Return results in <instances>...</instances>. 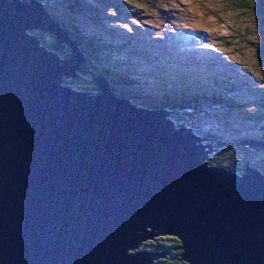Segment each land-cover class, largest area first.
Returning <instances> with one entry per match:
<instances>
[{"label":"water","instance_id":"95a60500","mask_svg":"<svg viewBox=\"0 0 264 264\" xmlns=\"http://www.w3.org/2000/svg\"><path fill=\"white\" fill-rule=\"evenodd\" d=\"M83 58L45 3L0 0V264H152L132 251L164 235L190 264H264V173L210 166L172 112L100 76L63 84Z\"/></svg>","mask_w":264,"mask_h":264},{"label":"rangeland","instance_id":"374dc122","mask_svg":"<svg viewBox=\"0 0 264 264\" xmlns=\"http://www.w3.org/2000/svg\"><path fill=\"white\" fill-rule=\"evenodd\" d=\"M152 1L154 5L151 3ZM151 2L145 3V10L147 12L145 10L133 8L135 2H131L127 8L126 14L121 16V20H119V22H112L110 25L107 19H111V16L107 19L101 17L106 27L110 28V30L104 29L103 27L90 26L85 18H81L79 15H73L68 11L66 12L58 3L50 2L46 8L48 11L55 13L56 17L62 20H66L70 17L67 19L70 20V24H77L80 19L79 29L81 33L92 35L98 41L101 39L98 36L100 35L106 42H113L116 44V48H119L121 43H123L122 35L124 39L131 40L133 37L132 35L136 34L137 38L135 37V40H137L138 44L142 45L144 42L149 41L148 43H150L152 39L160 38V40H166L167 37L171 38L172 36H177L185 26L203 31V44H200L202 40L196 41V39L193 38H196L195 35L192 37L183 35L180 40L186 43H180L177 40L178 37L174 39V41L170 40L169 42L171 44V54L166 57V59L170 57L173 58V55L179 53L187 60L188 64L186 62L184 65H177L165 60V62H162L163 65L161 67L168 69L167 73L200 79L202 85H200L199 82L197 83V87L201 88L199 89L200 92L197 93L199 96H203L202 100L210 99L212 95L210 92H212L213 88H217L221 93H224V95H222L223 98L227 100L233 99L235 104L238 105V108H243L246 112H251L260 116L254 121L242 122L240 120V122H238L239 125H234L238 120L236 118H240V116H238L240 112L226 108L220 109L218 112H212L211 109H206L202 114H196L193 117L194 120H202L204 125L201 126L206 128L212 125L211 127L214 132L218 134L220 131L221 134H229L227 135L228 138L234 137L241 139L247 137L252 139L259 137L260 133L264 130V10L257 14V12L252 9V7L254 8L253 3H250L251 6H246L241 0H151ZM260 2L261 5L264 3L263 0H260ZM150 6L156 7L154 10H150ZM129 12L136 13L142 26L132 20L133 16H130ZM75 17L78 18V20ZM166 18L171 20L168 21ZM137 25L140 27L145 26V29L148 26L155 25V27L157 26L158 28L148 27L150 32L164 34H143L147 30L143 33H137V30L132 31L129 29V26H134L136 28ZM111 29H116L119 31L120 35L114 38L115 30ZM131 32L134 34H131ZM130 44L131 43H129V45ZM136 56L130 59L119 53L116 56H112L111 59H118L116 64L123 72H126L124 67L128 70L134 68L139 72L137 76L131 77V81H136V88L139 85L138 83H140L141 88L148 91H150L149 88L151 86H160V81L156 79L151 81L149 79L153 76L152 69H150L146 63L137 59ZM125 58L127 60H125ZM157 60L160 61L163 59ZM100 62L102 63L104 61L100 60ZM79 64L80 69L77 70L76 74H78L82 66H84L83 62ZM210 68L214 69L210 70ZM127 74L129 73L127 72ZM141 76H143L144 79H141ZM156 76L160 75L156 72ZM218 77L225 80L219 84L215 80H219ZM158 80H160V78H158ZM231 81H235L236 84H232ZM176 83L181 85L183 82L178 81ZM231 86L237 90L232 94L229 91ZM246 86L252 87L251 90ZM167 88L171 87L167 86ZM185 88L188 90L190 86H186ZM205 113H207V115L210 113L215 114L202 116ZM242 113L245 114L244 112ZM226 115L233 118L232 123L218 119L228 118ZM168 117L169 116H167V118ZM220 121L221 123L219 124ZM199 124H201L200 121ZM203 142L205 141L203 140ZM206 149L209 151L210 147L206 146ZM244 150L245 149L239 148L231 149L233 152V159L241 156L243 157ZM259 154V156L264 155L262 151H260ZM208 155H210V153ZM246 155H248L247 152ZM155 239H157V237H155ZM149 241L154 242V239L142 241L140 247L132 252L135 253L139 250H144L148 253H156L157 257L152 259V264H164L163 257L166 251H155L150 248H145L144 245ZM180 258L179 256V259Z\"/></svg>","mask_w":264,"mask_h":264},{"label":"trees","instance_id":"16d2710c","mask_svg":"<svg viewBox=\"0 0 264 264\" xmlns=\"http://www.w3.org/2000/svg\"><path fill=\"white\" fill-rule=\"evenodd\" d=\"M39 1L45 3L46 6H48L50 2L58 3L60 4V7L66 12L68 11L73 15H79V17L81 18H85L90 26L103 27L104 29L108 30H110V28L106 27L101 17H105L107 19L111 16V19H107L110 25L112 22H119V20H121V16H124L126 14L127 8L131 4V2H135L133 8L139 10H145V3H148L149 1L151 2V0ZM241 2L246 6H251L250 3H253L254 8L252 7V9L257 12V14L258 12L264 10V3H262L261 5L260 0H241ZM151 3H153V1ZM155 7L156 6H150V10H154ZM49 14L51 15L55 23L60 24V26L66 31L70 41L77 46L78 50L87 61V63L84 64V66H82V69L79 71L78 78L73 80L66 79L63 84H71L73 87L83 90H96L93 79L94 77H96L95 75H99L110 83L111 90L115 95L129 100L132 104L146 109H161L172 112L173 114L171 113L169 115V120L175 127L186 126L189 129H192V131L197 136L204 139V144H208L211 146L210 155H208L210 166L225 167L239 175H242L245 172L246 168L249 166L252 168H256L264 173V155L259 156L260 151L264 153V147L253 146L250 144V142L253 141H264V130L263 132L261 131L262 133H260L259 137L252 138L253 140L247 137L241 139L234 137L228 138L227 135L229 134H221L220 131L217 134L213 131V128L211 127L212 125L205 128L201 126L204 125L202 120H199L201 122V124H199V121L194 120L193 118L196 114H202L206 109H211L212 112H218V110L223 108L240 112V115L238 114L240 118H236L239 121L237 120L236 124L234 125H239L238 122H240V120L242 122L254 121L257 117L260 116L255 115L251 112H246L245 110H243V108H238V105L235 104L233 99L227 100L223 98L222 95H224V93H221L217 88H213L212 92H210L212 94V99L210 98L207 100H202L203 96H199V94L197 93L200 92L199 89H201L200 87H197V83L199 82L200 85H202L200 79H193L192 77L187 78V76L185 75L182 76L180 74L175 75L174 73H167L168 69L161 67L163 65L162 62H165V60H168V62L177 65H184V63L187 62V60L183 58L179 53L173 55V58L170 57L166 59V57L170 56L171 54V44L169 43L170 40L174 41V39L178 37L177 40L180 43H186L180 40L183 35H189L191 37L195 35L196 38H193L196 39V41H201L203 38V31H199L198 29H194L193 27L185 26L184 28H182V31L177 34V36L175 35L171 38L167 37L166 40H160V38L152 39L150 43H148V41L144 42L142 45L138 44L137 40H135L137 38L136 34L131 32V34H134L132 35V39H124L122 35L123 43H121V46L119 48H116V44H114L113 42H106L105 40H103L104 38L97 33L96 34L99 36V38H101L99 39V41L96 40L92 35L81 33L79 29V23L81 21L80 19L78 21L79 23L70 24V20H67L70 17H68L66 20H62L60 18H57L56 14L53 12L49 11ZM129 14L130 16H133V21H136L137 24L142 26V23L135 12H129ZM76 19L78 20V18ZM166 19L168 21L171 20L169 18ZM140 26L137 25L136 28L134 26H129V29H131L132 31L137 30V33H143L145 32V30H147L143 34H160L150 32L149 28H158L157 26L155 27V25L148 26L149 28L147 27L146 29L144 28V25V27ZM111 30H115L114 38H117V35H120L119 31H117L116 29ZM33 34L38 36L43 46L49 49L52 48L55 40L54 34L44 31H36ZM162 34L164 33H161L160 35ZM129 43L131 44L129 45ZM200 44H203V40L200 42ZM71 53V49L67 46L62 50L60 55L62 58H66L71 55ZM119 53L130 59L137 54L136 58L140 59L143 63H146V65H148L153 71V76L149 79L151 81H154V79H156L157 81L161 82V85H155L154 87L151 86L149 88L150 91H148L141 88L140 83H138L139 85L136 88V81H131V77L137 76V73L139 72L134 68L128 70L125 67L124 69L126 70V72H123L116 64V61L118 59H111L112 56H116ZM157 59L163 60L158 61ZM100 60L104 61L102 62L103 64L100 62ZM125 60L127 59L125 58ZM127 72L129 74H127ZM156 72L160 76H156ZM144 75L146 76L145 73ZM143 76H141V79H144ZM157 77L160 78V80H158ZM218 79L219 80H215L219 84H221V82L225 80L220 79L219 77ZM178 81H182L183 83L181 85H178L176 83ZM231 83L236 84L235 81H231ZM167 86H170L171 88H167ZM186 86H190V88L186 90ZM251 88L252 87H248V89L250 90ZM229 91L232 94L237 90L236 88L231 86ZM242 112H244L245 114H243ZM212 114L215 113H210L209 115ZM209 115L205 113L202 116ZM226 116H228V118L218 119L232 123L233 118L229 117V115ZM220 123L221 121L219 122V124ZM233 148L245 149L243 152V157L241 156L239 158L233 159V152L231 151V149ZM246 152L248 155H246ZM180 244L181 242L177 237L164 235L157 237V239H154V242L149 241L144 245V247L150 248L151 250L155 251H166L165 256L163 257L164 264H190L179 259L180 253L182 252L181 249H178Z\"/></svg>","mask_w":264,"mask_h":264}]
</instances>
